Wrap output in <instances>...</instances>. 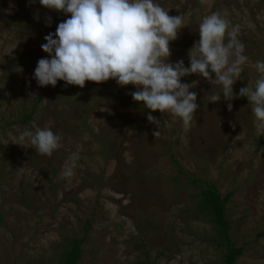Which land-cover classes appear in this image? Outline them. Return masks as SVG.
Here are the masks:
<instances>
[{
  "label": "rangeland",
  "instance_id": "374dc122",
  "mask_svg": "<svg viewBox=\"0 0 264 264\" xmlns=\"http://www.w3.org/2000/svg\"><path fill=\"white\" fill-rule=\"evenodd\" d=\"M157 2L184 18L168 62L185 67L202 18L226 10L248 56L233 92L254 87L261 75L255 62L264 60V0ZM67 18L39 0H0V264H59L73 239L81 241L77 264H222L214 226L191 216L203 187L182 174L213 184L221 199L229 195L228 235L241 251L235 264H264V135L247 98L230 101L228 111L229 101L208 100L219 85L182 77L197 82L194 119L185 128L169 113L152 112L160 121L154 137L157 126L132 100V85L40 87L33 77L38 60L49 58L44 37ZM35 127L61 137L51 156L27 141L13 144ZM73 154L74 175L65 177Z\"/></svg>",
  "mask_w": 264,
  "mask_h": 264
},
{
  "label": "clouds",
  "instance_id": "9594fccd",
  "mask_svg": "<svg viewBox=\"0 0 264 264\" xmlns=\"http://www.w3.org/2000/svg\"><path fill=\"white\" fill-rule=\"evenodd\" d=\"M39 4L69 18L44 37L41 50L49 58L37 62L33 78L38 86L55 87L64 81L83 88L86 82L100 84L110 79L121 87L132 85L137 90L129 94L149 110L146 119L157 126L152 135L158 137L160 121L152 112L169 113L185 128L190 126L198 108L197 94L191 91L197 82L181 83V78L198 74L211 85H219V90H211L208 96L211 103L223 98L229 101L227 109L231 111L230 101L246 97L252 105L257 135H264V60L255 62L261 75L254 87H242L235 95L233 85L240 80L248 56L238 38L240 25H232L226 10L202 18L199 40L189 50V66L185 67L183 60L168 62L170 42L184 27V18L170 16L157 0H39ZM45 24L51 25V17L45 18ZM14 140L13 144L21 147L27 141L48 156L61 146V137L50 128L25 129ZM77 159L73 154L66 163L65 177L74 175Z\"/></svg>",
  "mask_w": 264,
  "mask_h": 264
},
{
  "label": "trees",
  "instance_id": "16d2710c",
  "mask_svg": "<svg viewBox=\"0 0 264 264\" xmlns=\"http://www.w3.org/2000/svg\"><path fill=\"white\" fill-rule=\"evenodd\" d=\"M29 116H25V119H29ZM173 164L178 167L177 162L172 159ZM182 174V171L179 169ZM191 184L194 186H202V190L195 195L199 199L195 210L192 211L193 218L201 219L202 222H207L214 226V243L223 249H225L222 255V264H235L236 258L240 255V249L233 246L230 237L228 235V223L225 220V204L228 201L229 195H226L221 199L219 193L217 192L215 186L206 185L202 182L190 179L188 175L182 174ZM80 240L73 239L67 244V246L62 250L59 256V264H77L81 257L80 250Z\"/></svg>",
  "mask_w": 264,
  "mask_h": 264
}]
</instances>
